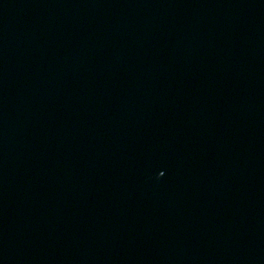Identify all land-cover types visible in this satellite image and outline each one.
<instances>
[{
    "label": "water",
    "instance_id": "obj_1",
    "mask_svg": "<svg viewBox=\"0 0 264 264\" xmlns=\"http://www.w3.org/2000/svg\"><path fill=\"white\" fill-rule=\"evenodd\" d=\"M214 0H0V264H152Z\"/></svg>",
    "mask_w": 264,
    "mask_h": 264
}]
</instances>
